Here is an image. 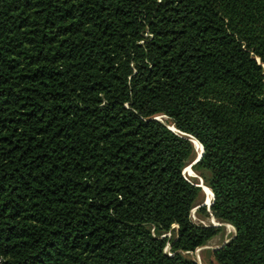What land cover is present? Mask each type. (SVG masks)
Returning <instances> with one entry per match:
<instances>
[{
  "label": "trees",
  "instance_id": "1",
  "mask_svg": "<svg viewBox=\"0 0 264 264\" xmlns=\"http://www.w3.org/2000/svg\"><path fill=\"white\" fill-rule=\"evenodd\" d=\"M263 66L264 0H0V264H264Z\"/></svg>",
  "mask_w": 264,
  "mask_h": 264
},
{
  "label": "rangeland",
  "instance_id": "2",
  "mask_svg": "<svg viewBox=\"0 0 264 264\" xmlns=\"http://www.w3.org/2000/svg\"><path fill=\"white\" fill-rule=\"evenodd\" d=\"M157 118L160 121L168 123V119L166 117L160 116ZM195 150H196V153L198 155L199 152L197 151L196 148H195ZM192 163L187 165V167L183 171V175L187 179H189L191 182L197 183V185L205 186L203 184L201 178L197 174H195L193 171H191L192 169L191 170L189 169ZM205 198H206V196L204 194V200H203L201 205L204 204ZM197 208L198 207L194 208L191 211V215H190L191 221L196 225H202V226H206V227H218L221 229V233L216 239H214L212 241L211 244L197 249L194 253H187V254H185V256L187 258L195 261L197 264H211V263H214V260L211 256L210 251L215 249V248L222 246V244L227 243L229 240H231V238L234 236L235 231L230 225H228L227 223L222 222L218 219H215L213 217H209V218L200 217L196 212Z\"/></svg>",
  "mask_w": 264,
  "mask_h": 264
},
{
  "label": "bare ground",
  "instance_id": "3",
  "mask_svg": "<svg viewBox=\"0 0 264 264\" xmlns=\"http://www.w3.org/2000/svg\"><path fill=\"white\" fill-rule=\"evenodd\" d=\"M170 129H171V128H170ZM172 130H173V129H172ZM173 131H174V130H173ZM193 144H194L195 148L197 149V151L200 153V151H201V146L199 145V143L196 142L195 140H193ZM203 192H204V194H205V196H206V198H205V203H206V204H209L210 201H211V199H212V193H211L210 190H209L207 187H205V186H203Z\"/></svg>",
  "mask_w": 264,
  "mask_h": 264
},
{
  "label": "water",
  "instance_id": "4",
  "mask_svg": "<svg viewBox=\"0 0 264 264\" xmlns=\"http://www.w3.org/2000/svg\"><path fill=\"white\" fill-rule=\"evenodd\" d=\"M259 63V62H258ZM264 67V66H263ZM155 120H159L158 118H155ZM175 129V128H174ZM169 130H171V131H173L172 129H170L169 128ZM176 131V130H175ZM174 132V131H173ZM190 141L193 143V140L190 138ZM202 154H203V148H202V146H201V151H200V153H198V155H197V157H196V159L194 160V162L191 164V166L192 165H194L195 163H197L200 159H201V157H202ZM191 166H190V170H191ZM192 171V170H191ZM199 187H201L202 188V190H203V186L202 185H198ZM210 190V189H209ZM211 192V191H210ZM212 199H213V196H212ZM212 199H211V201H210V203L209 204H206L205 202H204V204L203 205H201V206H210L211 205V203H212ZM234 236H235V233H234ZM233 236V237H234ZM232 237V238H233ZM231 238V239H232ZM225 244V243H224ZM222 246H220V247H218V248H215V249H219V248H221Z\"/></svg>",
  "mask_w": 264,
  "mask_h": 264
}]
</instances>
